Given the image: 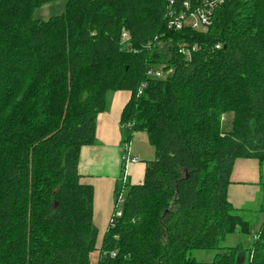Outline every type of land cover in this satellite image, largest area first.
Segmentation results:
<instances>
[{"label": "trees", "instance_id": "obj_1", "mask_svg": "<svg viewBox=\"0 0 264 264\" xmlns=\"http://www.w3.org/2000/svg\"><path fill=\"white\" fill-rule=\"evenodd\" d=\"M56 1L0 0V264H90L95 190L79 163L117 92L130 95L126 143L145 133L155 159L141 185L117 184L122 217L98 264H264V223L249 252L191 256L250 233L228 190L236 161L264 165V0H226L207 33L170 29L169 0H66L63 15L33 18Z\"/></svg>", "mask_w": 264, "mask_h": 264}, {"label": "crops", "instance_id": "obj_2", "mask_svg": "<svg viewBox=\"0 0 264 264\" xmlns=\"http://www.w3.org/2000/svg\"><path fill=\"white\" fill-rule=\"evenodd\" d=\"M130 99L126 92L111 93L108 96L106 111L98 118L97 142L82 149L79 173L82 183L92 185L94 196V223L96 227H106L113 217L115 190L122 178V154L127 139V128L122 125V112ZM134 137L131 141L132 156L138 163L128 168L129 186L144 182L147 164L146 150L134 149ZM143 138V137H142ZM144 140V139H143ZM145 142V141H144ZM259 162L256 160H238L235 163L228 190L231 204L244 210L247 203L255 201L256 195L263 192V180ZM109 222V223H110Z\"/></svg>", "mask_w": 264, "mask_h": 264}, {"label": "rangeland", "instance_id": "obj_3", "mask_svg": "<svg viewBox=\"0 0 264 264\" xmlns=\"http://www.w3.org/2000/svg\"><path fill=\"white\" fill-rule=\"evenodd\" d=\"M66 10V0H58L56 2L48 3L41 8H38L33 18L35 20H42V21H48L51 18L61 16L65 13ZM161 49L164 53V57L167 60L169 58V54L167 53V46L161 45ZM162 67H159L161 70ZM231 121L232 117L229 116L227 119V122H224V128L225 130L231 129ZM134 141L133 146L135 151L138 149H145L146 150V159L140 160L141 162L145 160L146 164L149 162H152L155 159V149L154 147L149 143V140L145 133L138 132L134 134ZM143 137V138H142ZM144 139V140H143ZM145 141V142H144ZM260 167V166H259ZM261 175L264 177V165L260 167ZM264 184V180H263ZM113 213L115 210V207H113ZM262 208L264 210V195L263 192L256 195L255 201L251 203H247L244 206V210H246L245 214H243V217L249 222L250 224V233L247 235H243L240 231L235 232L234 234H231L226 237V239L219 244V247L221 250L214 251V250H206V251H194L192 252L191 256H193L198 262L200 263H211L215 260L216 256L220 253L224 252V249L228 248H236L238 246H243L245 250H251L253 248V245L255 243V236L259 233L260 228L262 224L264 223V211H262ZM108 221L106 227H102V225H99L98 228V241L96 249L92 252L90 255V264H98L101 256V249L103 245V240L106 235V232L108 230V227L110 225Z\"/></svg>", "mask_w": 264, "mask_h": 264}, {"label": "built area", "instance_id": "obj_4", "mask_svg": "<svg viewBox=\"0 0 264 264\" xmlns=\"http://www.w3.org/2000/svg\"><path fill=\"white\" fill-rule=\"evenodd\" d=\"M226 0H206L205 3L201 6L193 8L189 2H185L179 8L176 6V0H169V8L167 12L168 17V26L170 29L175 31H181L184 29H191L200 33H207L211 24L212 17L215 10L225 3ZM130 37L127 32L122 34V43L126 44L129 42ZM217 49H220V46H217ZM196 50V47L193 48V51ZM180 54L186 57V60L190 61L192 57V50L184 45H181L179 48ZM149 78L161 79L164 77L162 70L160 69H149L147 72ZM146 88V84H143L140 88L139 95ZM122 163H123V185L127 183L128 180V168L131 164L138 163V159L132 156L131 144L125 143L124 152L122 154ZM124 188V187H123ZM120 192V197L118 199V209L116 210L113 218L122 217L121 205L124 201L125 191ZM113 256H115L113 254Z\"/></svg>", "mask_w": 264, "mask_h": 264}]
</instances>
